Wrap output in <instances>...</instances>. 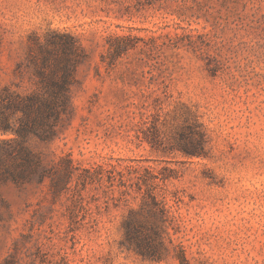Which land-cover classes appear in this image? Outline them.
<instances>
[{"label":"rangeland","instance_id":"obj_1","mask_svg":"<svg viewBox=\"0 0 264 264\" xmlns=\"http://www.w3.org/2000/svg\"><path fill=\"white\" fill-rule=\"evenodd\" d=\"M0 98V264H264V0H0Z\"/></svg>","mask_w":264,"mask_h":264},{"label":"trees","instance_id":"obj_2","mask_svg":"<svg viewBox=\"0 0 264 264\" xmlns=\"http://www.w3.org/2000/svg\"><path fill=\"white\" fill-rule=\"evenodd\" d=\"M61 88H64V85H61ZM47 101V100H46ZM10 104L9 103H4L2 102V98H0V106L1 107H4V108H9ZM30 105L29 104H23L22 105V108H28ZM43 111H45V117H50V116H53V115H56V109L52 106V104L50 102H44L43 103ZM7 128H10V125L7 123V119L6 117H3L2 120H0V129L2 130H6ZM48 129H50V127H48ZM15 132L16 134L19 136V137H23V134L25 132V129L23 128H17L15 129ZM45 136H48V135H45ZM2 143L4 144H9L10 141L9 140H4L2 141Z\"/></svg>","mask_w":264,"mask_h":264}]
</instances>
